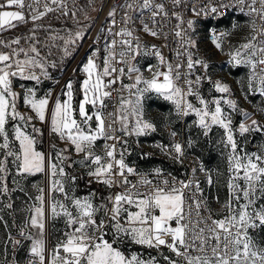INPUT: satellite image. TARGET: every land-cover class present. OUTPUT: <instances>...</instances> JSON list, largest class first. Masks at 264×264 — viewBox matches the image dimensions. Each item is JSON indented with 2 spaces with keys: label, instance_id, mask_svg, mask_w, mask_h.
<instances>
[{
  "label": "snow or ice",
  "instance_id": "obj_1",
  "mask_svg": "<svg viewBox=\"0 0 264 264\" xmlns=\"http://www.w3.org/2000/svg\"><path fill=\"white\" fill-rule=\"evenodd\" d=\"M50 2L60 9L66 8L64 0ZM33 3H39V0L0 2V33L26 24L29 19L35 22L47 12L57 10L45 4L44 12H40L33 9ZM172 3L180 6L182 0H172ZM237 5L241 12L248 9L246 15L255 14L264 21V0H228L227 3L220 0L208 11L195 8L192 11L197 16L209 12L224 16ZM124 7L122 23L125 26L115 32L111 28L107 30L113 39L106 41V55L101 63L97 62V49L81 66L85 76L80 86L82 99L75 105L72 80L66 82L55 99L51 89L38 96L37 86L51 79L49 68H55L56 62L42 56L35 43L28 48H13V45L21 44V38L11 42L0 40V46L10 49L0 51V212L13 209V193L21 192L27 197L24 208L27 215L17 232L24 241L30 242L27 264H159L155 256L145 258L139 252H127L121 247L126 243L157 252L167 249L172 255L163 256L166 264H264V242L258 239V233L264 231V146L260 151L249 152L236 139L237 132L241 137L252 132L264 133V124L238 109L235 100L227 99L224 102L228 107L238 110L244 117L238 129L234 128L231 114L221 106L223 98L208 100L200 93L202 81H212L210 76L195 75L194 72L197 65L205 73L208 69V63L202 59L194 60L190 51L196 47V41L187 29L194 30V21L185 22L179 13H172L177 21L173 34L178 38L175 54L179 61L173 66L155 45L150 52H145L135 30L127 27L133 22L129 12L137 10L135 0H130ZM26 9L30 13L28 17ZM145 10L149 12L151 24L158 25L157 17H169L165 5L154 0H141V14L137 18L143 32L152 37L163 35L167 38L168 33L163 32L162 27L157 30L145 22ZM63 14L68 13L64 11ZM109 15L114 26L115 10ZM185 23L187 29L182 28ZM251 25L252 34L246 42L226 54L230 63L249 69V92H258L264 97V41L256 43L258 37H264V23L257 29L253 19ZM236 27L238 25H233ZM212 35L215 47L222 50L221 37L230 33L217 35L213 31ZM82 38L81 32L74 36L70 34L67 39L61 37L63 55L70 56L69 46ZM26 39H34V35ZM142 53L152 54L158 60L156 65L147 66L150 78H146L133 63ZM180 57H186V63ZM181 68L186 71L182 73ZM124 78L132 83H124ZM18 81L34 82V86L17 85ZM212 83L217 92L231 94L226 83ZM17 86L24 88L23 95L16 90ZM125 91L127 96L123 95ZM114 92L118 95L109 112L106 111L109 106L106 100H111ZM149 92L170 101L180 116L194 114L196 126L204 136L207 137L213 127L223 129L224 136L219 143L227 149L228 175L224 182L227 194L223 201L219 196L214 197L218 210L212 208L205 196L196 177L197 169H192L191 179L184 180L165 174L161 169L141 173L125 162L127 149L124 146L128 141L124 137H140L156 130L155 125L144 118L143 101ZM61 96L65 98L61 99ZM189 97H194L199 106ZM19 102L31 114L19 111ZM34 119L47 123L50 132L67 147L56 150L53 144L54 156L41 151L38 138L43 133L33 123ZM117 132L122 135H116ZM170 135L175 138L177 133L173 131ZM98 141H104L102 154L96 150ZM192 143L189 140L181 144L173 140L170 146L161 144L157 147L170 159L183 163L186 145ZM71 151L83 156L79 163L88 169L89 184L121 190L109 195L107 202L99 203L95 191L83 197L75 195L74 188L68 185L74 186L77 177L65 170V162L69 160L66 154ZM199 170L205 173L209 186L218 183L203 165ZM37 174L47 177V189L33 185L36 194L31 196L24 181ZM129 176L138 179L132 181ZM3 219L0 216V221ZM57 221L63 222L64 229L50 245L48 231ZM9 243L13 252L23 247L22 240L11 233L4 245L5 252ZM0 264L8 262L0 261Z\"/></svg>",
  "mask_w": 264,
  "mask_h": 264
},
{
  "label": "rangeland",
  "instance_id": "obj_2",
  "mask_svg": "<svg viewBox=\"0 0 264 264\" xmlns=\"http://www.w3.org/2000/svg\"><path fill=\"white\" fill-rule=\"evenodd\" d=\"M100 4L101 0H79L78 7L74 11L75 15H73L72 12L71 15L64 20L32 21L26 24H20L14 29L0 33V40L11 42L18 37L21 38V44L19 46L13 45L12 47L28 48L30 44L35 43L42 56H46L49 61L56 62L55 68H49L51 78L59 77L69 66V72L65 80L66 82L69 80L74 82L75 105L82 99L80 86L85 77L81 78V76L77 75L72 67L83 38L78 40L74 46H69L71 48V55L65 57L62 52L64 41L61 37L67 39L70 34L74 36L76 32H81L84 37L93 25ZM219 18L220 17L205 18L194 24L193 39L196 41V47L192 48V51L194 60L202 59L208 63L207 73L199 66L203 72V76H210L212 82L221 81L226 83L231 88V94L217 92L214 88V84L207 79L204 80L205 88L207 91L213 92L216 95V99L223 98L221 100V106L226 113L231 114L233 121L232 126L234 128L238 129V125L244 120V117L238 110H232L228 107L224 102L227 99L235 100L238 109H242L251 114L252 119L258 120L261 124H264V112L261 111V109H264V97L260 96L258 92H249L247 88L249 77L247 67L230 63V57L226 54L229 51L234 52L240 44L246 42V38L250 37L252 34V25L248 20L236 14H229L221 17V20L218 22ZM233 25H238V27L233 28ZM213 26L223 28V33H230V35L221 37L222 50L217 49L214 43H206L203 40V32ZM33 29H35L34 33ZM33 35L34 39H26L33 37ZM37 41L38 43H36ZM0 51L8 52L9 49L0 46ZM49 53L51 54L49 55ZM133 63L140 68L146 78L151 77V73L146 69L147 66L155 64H149L146 59L135 60ZM50 82L51 79H47L39 85L44 86ZM124 83H132V81L125 78ZM65 84H62L61 89L64 88ZM141 87H143V85H141ZM123 95L127 96L128 93L125 91ZM38 96L43 95L38 94ZM60 98L64 99L65 97L61 96ZM20 105L29 110L22 102H19V107ZM87 107L90 109V106ZM143 109L144 118L153 123L156 130L140 137H125L130 144L129 158L132 159L136 165L154 170L164 168L181 169L194 165V168L197 169L196 172L200 175L203 189L207 190L209 185L206 175L199 170L200 166L203 165V167L212 174L213 179L218 181L217 184L213 185L215 190H213L212 193L206 192L209 197L210 205L213 209L217 210L218 205L214 199V197L218 196L216 187L221 186L228 175L226 159L227 149L224 148L222 143H219L224 136L223 129L213 127L209 135L207 137L204 136L202 130L196 126L195 121L197 117L194 114L188 116L178 115L174 105L170 101L163 99L155 93L149 92L145 94ZM33 123L43 133V135L38 138V147L41 151L46 154L51 153L54 156L55 150L51 147L53 144L56 145V150L67 147L64 142L60 141L50 132L47 123L42 124L35 119ZM248 123L250 124L251 121L249 120ZM173 131L177 133L175 138L170 135ZM236 139L238 143L243 144L245 149L249 152L260 151L261 146H264V133L252 132L241 137L237 132ZM173 140L181 144H186L189 140L193 142L190 146L186 145L183 163H178L170 159L161 152L159 147H157V145L161 144L170 146ZM101 146L102 142L98 141L96 149L98 154H102ZM66 155L69 156V160L65 162V170L69 174L77 177L75 185L69 184L68 187L74 188L75 195L80 197L95 191L97 203L101 201L107 202L106 198L113 193L112 190L101 184L88 183L89 177L86 175L88 169L82 167L79 163L83 160V156L77 155L74 151ZM73 161H76V163H72ZM70 163H72V166L67 167ZM36 184L47 189V177L44 174L28 177L24 181V187L29 195L34 196L36 194V190L33 187V185ZM225 197L223 199H225ZM12 199L14 201L13 209H4L0 212V216L4 218L3 221H0V261L6 260L8 264H12L13 261L15 264H22L28 257L30 242L24 241L17 235V232L19 227L23 225L27 215L24 211L27 197L24 193L15 192L13 193ZM5 222L7 223V227H5ZM63 228V222L57 221L54 226L49 229L48 241L50 245L53 244ZM9 233L17 239L22 240L23 247H18L15 252H13L10 243L8 244L7 251H4V245L7 242ZM258 239L264 242V231L258 233ZM121 247L129 253L139 252L145 258H148L149 255L155 256L159 264H166V261L163 259L164 255H172L167 249H162L161 252H157L130 243H126Z\"/></svg>",
  "mask_w": 264,
  "mask_h": 264
},
{
  "label": "built area",
  "instance_id": "obj_3",
  "mask_svg": "<svg viewBox=\"0 0 264 264\" xmlns=\"http://www.w3.org/2000/svg\"><path fill=\"white\" fill-rule=\"evenodd\" d=\"M0 2H3V0H0ZM130 2V0H101L100 7L98 9V13L95 17V20L93 22V25L89 32L83 37L81 44L79 46L77 55L75 60L73 61V70L75 73L81 78H84V74L81 71V66L86 62L87 58L91 56L97 49H99V58L97 60L98 63H101L102 58L105 57L106 55V41L110 42L113 37L108 33V29L111 28L112 31H117L121 27H124L125 25L122 23V19L125 14V5ZM155 3H163L165 5V9L169 12V17L164 18L163 16L157 17V20L159 21L158 25H152L151 21L149 20V12L145 10L143 12V18L145 22H148L150 24V27H154L155 29L159 30L162 27L163 32L168 33L167 38H165L163 35L160 38L152 37L148 35L147 33L143 32L141 30V24L139 22V19L137 18L141 13L139 11V4L141 3V0H135V6H136V11H131L129 12V15L132 17V23L128 24L127 27L132 28L135 30V34L140 37L141 43L144 45V51L145 52H150L152 49V46L155 45L157 49H159L162 54L165 56V58L175 66L176 63H178V59L176 57V50L178 48V38L174 36L173 34V29L175 28V25L177 24V21L174 16H172V13H179L185 22L188 20L194 21V24L198 22L201 19L205 18H213V17H221L216 14L208 13V15H204L201 13V15L197 16L194 15L192 9L195 8L197 11L204 9L205 11H208V9L212 6H216L220 0H182V3L180 6H176L172 3V0H154ZM225 3L228 2V0H224ZM26 3H32V0H26ZM64 3L66 4L65 9H60L58 8L57 5L51 4L50 0H39V3H33L32 7L33 9H36L40 12H44V5L48 4L50 7L57 9L56 11L52 12H47L41 19L36 20V21H54V20H64L65 18L69 17L72 12H74L79 4V0H64ZM256 7L259 8L260 5L259 3L256 4ZM240 6H234L231 9L227 10L225 15L229 14H236L244 19L248 20L250 23L254 19L256 21V26L257 29H259L260 25L264 23L258 16L255 14L253 15H246L245 13L248 11L247 8H245L244 12H241L239 10ZM115 10V25L113 26L111 23V20L113 19L109 13ZM67 11V15H64L63 12ZM25 15L28 17L30 13L28 10H25ZM29 22H32L29 19ZM182 28L187 29V23L182 25ZM103 30V31H102ZM189 35L194 37L193 29H187ZM213 31L219 35V33L224 32L223 28L213 26L209 27L207 30L203 32V40L206 43H213ZM116 39H119V37H116ZM264 41V37H258L256 43H261ZM15 48V47H13ZM10 51V49H9ZM181 51H184V49H181ZM190 51L193 53L192 48ZM140 59H146L148 60L149 64H157L158 60L157 58L152 55V54H141L140 56L137 57L136 60ZM194 59V55H193ZM180 60H183L186 63V57H180ZM71 66V64H70ZM161 70H164L163 67ZM180 71L183 73L186 71L185 68H181ZM69 72V66L64 70V72L59 76V77H53L51 78V82L47 85L40 86L38 85V93L40 95H44L49 89L52 90L53 98L55 99L57 95L59 94V91L61 89L62 84L66 83L65 77L67 76ZM195 75H201L203 76V72L199 65L195 66L194 69ZM247 73L249 74V69L247 68ZM194 78V77H193ZM125 80V78H124ZM123 80V82H124ZM23 84L25 87H32L34 86V82H28V81H18L17 85ZM113 87H118L114 85ZM17 91H19L22 95L24 92V88H20L17 86ZM199 91L200 93L204 96L205 99L212 100L216 98V95L213 92L207 91L205 88L204 80L202 81L201 85L199 86ZM117 93H113V97L111 100H106V103L109 105L106 111H112L113 110V104L116 102L117 99ZM188 99L192 100L193 103L198 102L195 100L194 97H189ZM18 109L22 113L31 114L29 110L25 109L24 107H19L18 103ZM34 122V120H33ZM118 127V125H117ZM116 135H122L120 132H117ZM125 139V137H124ZM126 140V139H125ZM102 144L104 141H101ZM108 143H112V141H108ZM121 144H123V141H121ZM118 148L121 147V145H117ZM127 152L125 155V162L129 164L130 166L134 167L138 172L141 173H151L154 172V169H150L144 166H139L136 165L130 158V144L129 141L127 145H125ZM192 169H194V165H190L187 168H181V169H173V168H164L161 169L165 174H171L172 176L178 178V179H191L192 178ZM196 177L200 181L201 185V180H200V175L199 173L196 172ZM151 178V177H150ZM129 179L132 181H136L138 178L136 176H129ZM201 188L203 189L202 185ZM109 189V188H108ZM113 193L120 191L121 189L119 188H111ZM204 190V189H203ZM204 194L207 197L209 201V197L207 196V193L204 190ZM219 208V205L217 207V210ZM64 229V228H63ZM61 230V232L63 231ZM60 232V233H61ZM56 241V239H55ZM55 241L53 243H55ZM28 257L27 259L22 263V264H27Z\"/></svg>",
  "mask_w": 264,
  "mask_h": 264
},
{
  "label": "trees",
  "instance_id": "obj_4",
  "mask_svg": "<svg viewBox=\"0 0 264 264\" xmlns=\"http://www.w3.org/2000/svg\"><path fill=\"white\" fill-rule=\"evenodd\" d=\"M226 16H227V15H226ZM221 17H224V16H221ZM221 17L219 18L218 22L221 20ZM176 170H177V169H176ZM213 190H215V189H214V186H209V187H207V190H205V192L208 191V193H212ZM216 192L218 193V196H219L220 200L223 201V200H224L223 198H224L225 195H226V189H225V187H224V182H222V185H221V186H217V187H216Z\"/></svg>",
  "mask_w": 264,
  "mask_h": 264
},
{
  "label": "crops",
  "instance_id": "obj_5",
  "mask_svg": "<svg viewBox=\"0 0 264 264\" xmlns=\"http://www.w3.org/2000/svg\"><path fill=\"white\" fill-rule=\"evenodd\" d=\"M132 160V159H131ZM133 161V160H132ZM134 162V161H133Z\"/></svg>",
  "mask_w": 264,
  "mask_h": 264
}]
</instances>
